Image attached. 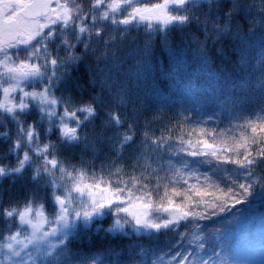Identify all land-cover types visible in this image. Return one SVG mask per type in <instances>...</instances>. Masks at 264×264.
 Returning a JSON list of instances; mask_svg holds the SVG:
<instances>
[{"label": "snow or ice", "instance_id": "6c2138e0", "mask_svg": "<svg viewBox=\"0 0 264 264\" xmlns=\"http://www.w3.org/2000/svg\"><path fill=\"white\" fill-rule=\"evenodd\" d=\"M0 96V264H252L264 0H0Z\"/></svg>", "mask_w": 264, "mask_h": 264}, {"label": "trees", "instance_id": "16d2710c", "mask_svg": "<svg viewBox=\"0 0 264 264\" xmlns=\"http://www.w3.org/2000/svg\"><path fill=\"white\" fill-rule=\"evenodd\" d=\"M165 62L167 60V54L164 53ZM191 67L185 69L186 73L191 74L194 78L196 76L202 75L200 69L193 63L190 62ZM220 127H225V125H220ZM7 131L6 128L0 127V132ZM159 135V133H157ZM54 139V137H53ZM5 147L3 143L2 136H0V151ZM97 165H99V161H97ZM2 179V178H0ZM9 182L7 180L3 181V187H8ZM239 207V206H237ZM48 211L51 212V207L48 208ZM264 216V200H261L259 197H256L252 204L245 207L244 215L240 222L233 226L232 235H231V243L233 245V249L230 250L233 255L235 254V249L238 246L244 247L251 252H255L257 254H261L260 252V238H261V217ZM111 224V220L107 219L103 222V226L107 228ZM185 229L181 228L180 231H184ZM171 235V234H169ZM161 243L165 241V237L161 236ZM127 242V241H125ZM145 244H148L149 241L147 238L143 241ZM73 249L86 247V245L73 244ZM106 247V243H102L99 240L97 241L95 248L93 251L101 250ZM232 255V257H233ZM264 258V255H262Z\"/></svg>", "mask_w": 264, "mask_h": 264}, {"label": "rangeland", "instance_id": "374dc122", "mask_svg": "<svg viewBox=\"0 0 264 264\" xmlns=\"http://www.w3.org/2000/svg\"><path fill=\"white\" fill-rule=\"evenodd\" d=\"M0 98H2V96H0ZM0 112H2V110H0ZM0 119H3L2 115H0ZM4 132H0V134ZM51 242L54 243L55 241H51ZM237 250H238V254H237ZM232 258L241 259V260H249L252 262V264H260V261L264 259L262 255L257 254L255 252H251L248 249H245L244 247H241V246L236 247L235 254L233 255Z\"/></svg>", "mask_w": 264, "mask_h": 264}, {"label": "flooded vegetation", "instance_id": "af4514ba", "mask_svg": "<svg viewBox=\"0 0 264 264\" xmlns=\"http://www.w3.org/2000/svg\"><path fill=\"white\" fill-rule=\"evenodd\" d=\"M152 2H161V0H152Z\"/></svg>", "mask_w": 264, "mask_h": 264}]
</instances>
